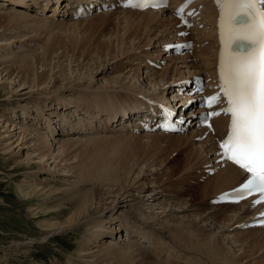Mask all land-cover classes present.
I'll return each instance as SVG.
<instances>
[{"label":"bare ground","instance_id":"obj_1","mask_svg":"<svg viewBox=\"0 0 264 264\" xmlns=\"http://www.w3.org/2000/svg\"><path fill=\"white\" fill-rule=\"evenodd\" d=\"M28 1L35 2V0H5L4 4H0V9L3 6L15 4L23 10L6 11L7 26H9L8 23L17 25L22 22L24 26H29L33 30H41L44 27L55 25L52 24L55 21L48 23L45 18L36 19L27 14L25 11L30 6L26 4ZM43 1L46 8L54 5L52 15L65 16L68 12L70 18L73 12L69 8L75 3L79 6L83 3V0ZM182 1L171 0V3L176 5ZM90 2L93 3L96 0H90ZM201 2L203 16L195 24L203 25L206 30L205 34L207 32L206 37H198L196 28L188 30L191 31V35L196 34V37L193 35L179 37L178 34L181 31L187 30L172 16L168 8L138 12L123 9L114 0H104V2L98 1L97 4L107 5L108 8L115 5L119 9L115 11L116 13L107 11V13H100L99 16L95 15L96 19L108 21L114 18V15L117 17L114 19L116 24H111V30L115 31L111 34V39L100 42L98 45L102 51L97 58L98 64H93V60L90 61L96 65L92 66V69L89 62L87 63L88 69L84 66L85 70L82 69L81 64L84 60L81 58L82 62L80 63L79 60L80 64L73 66L75 69H71L70 73H65L62 68L64 65L61 66L59 63L62 71L50 67L39 79L27 85L23 81V75H12L13 68H8L10 67L7 65L8 62L1 68V72H6L5 77L0 78V82L4 79L1 83L4 84L1 85L2 90L5 91V84L14 85L20 94L18 99H30L20 106L22 115L30 117L29 111L33 110L29 108H32L31 104H34L37 114L34 118H37L33 119L34 122L29 126L26 125L28 123L26 118L20 120L13 110L9 117L0 116V145H3L2 150L7 154L13 153L16 157L24 154V160L18 163L15 161L14 164L23 165L28 171L32 170V165H35L31 173L25 174L26 178L30 177L29 181L24 177L20 181L21 187H18L26 200L36 198L37 208H32V212L37 211L39 207L45 210L46 208L47 210L56 209L55 211L61 214L71 212L67 220L62 223L49 224L48 227L42 225L41 230L44 237L71 232L76 234L81 231V228L85 229L83 237L77 244L78 264H248L247 260L252 261L249 264H264V226L251 227V224L257 220L256 214L261 206L253 205L250 200L231 204H215L219 195L237 188L247 177L233 165L225 163L219 154L218 143L223 141L228 133L230 123L228 115L221 112L218 116H212L211 130L206 127H199L196 131L190 130L196 126L197 121L195 120L191 121L187 127L186 132L190 131L185 136L154 132L142 137L145 139L160 138L166 141L169 139L172 150L182 143L191 146V151L185 153L183 160L176 161V164L183 165L178 171L177 180L180 187L176 189L179 191H176L174 195L166 192L164 180L160 179V182L157 179L159 180L157 183L155 179H150L157 175V170L152 166L153 170L149 171L146 161L143 160L145 164L143 161L140 162L142 159L139 155L142 151L139 154L136 153L137 148L136 152L131 151L130 144H124L123 146L128 147L124 150L121 144L113 141H117L115 139L117 137H89V131L97 127L92 125L90 120L96 119V124L102 125L100 128H103L110 120H122L126 116L127 118L137 117L141 109L146 108V105L151 102L169 104L170 101L174 102L178 96H181L180 103L176 106L177 112H182L183 106H185L184 111H189L193 105L188 101L198 98L196 95L191 97L187 94L191 91L190 84L199 77L205 80L210 77L214 82L218 76L217 68L220 62L218 8L214 0H202ZM79 6L78 16L84 10L83 6ZM4 14L5 11L0 10V16ZM85 21L86 19L79 20L73 24ZM2 24L0 22V29L5 27ZM183 40L194 41L192 52L186 51L179 58L175 55L169 56L168 46ZM16 44L19 45L18 48L33 47L32 43L23 45L21 41L15 40L6 44L2 40L0 49H3L5 53L7 49L15 53L12 46ZM197 45H199L198 49ZM51 51L49 46L40 50L42 62L45 61L47 64L52 60L55 50ZM26 53L25 50L22 53L16 52L17 59L14 60L20 62L23 58L22 54ZM25 56L27 59L32 57ZM144 57L153 68L161 61L165 62L166 66L160 72L145 71L142 64ZM82 58L84 59V56ZM32 60L34 59L22 60L15 68L19 71L23 69L27 79L30 77V71L32 72L30 70L33 65ZM69 63L71 64H68V67L74 65L75 62L70 60ZM179 64H181L180 67L177 66ZM131 65L138 67L133 71H130L131 69L127 72L122 71V68ZM53 69L55 72L51 73ZM141 69L145 71V77ZM112 74L116 75L109 77ZM144 85L149 87L145 90ZM206 86L208 92L216 90L215 82L212 86L206 82ZM11 87L9 93L4 92L5 96L13 94ZM180 92L183 95H179ZM75 96L78 103L70 101L75 99ZM43 106L50 110L43 111ZM71 108L75 110L72 111V117L77 112L76 110L80 109L82 116L86 115V119L89 117L87 123L80 120V126L74 127L75 118L71 120L72 118L57 116V110L64 111ZM45 111L49 112L48 116L44 114ZM199 112L200 110L195 111L194 119H197ZM134 120L140 123L142 119L137 117ZM126 125L128 124H123L121 127ZM39 126L40 130L43 129L45 132L40 133ZM138 128V126L135 127V130ZM70 133L78 134V136L71 137ZM95 133L97 132L91 131V134ZM202 136H205V139L198 143L197 140ZM131 138L132 136L128 140L130 141ZM77 142L79 145L80 143L95 144L93 150L97 155L104 156L107 153L114 155L121 151L123 160L114 163L112 158H109L100 159L95 163L87 159L88 161H85L88 163L83 162L86 163L85 165L79 162L78 168L73 167L71 164L74 163H70L72 160L70 153L77 150L75 148L84 146V144L78 146ZM183 147L178 148L177 151L183 152ZM124 155H127L125 159ZM76 158L78 157H74L73 160ZM82 159L81 161H84ZM159 169H162V165ZM171 170L173 172V169ZM209 170H214V173L209 175L207 173ZM170 172H165L166 174L163 173L162 176L170 179L172 177H170L172 173ZM195 179H198L195 181L196 184L205 181L202 186L196 188L198 190L195 191L193 198L200 196L198 202L205 201L210 204L208 206H212L206 211L200 212L203 205L197 207L198 204L195 205L194 199L188 198L187 200L185 197L188 195L181 194V192L186 194V190L189 189L186 187L184 189L185 182ZM54 203L63 204L64 210H61L60 206H52L53 208L48 206ZM106 238L107 240L103 241ZM174 259L177 261L173 262ZM70 264L73 263L70 262Z\"/></svg>","mask_w":264,"mask_h":264},{"label":"rangeland","instance_id":"obj_2","mask_svg":"<svg viewBox=\"0 0 264 264\" xmlns=\"http://www.w3.org/2000/svg\"><path fill=\"white\" fill-rule=\"evenodd\" d=\"M4 1L5 0H0V4H2V3L4 4ZM52 1L54 2V0H52ZM96 3H97V1H96ZM26 4L30 5V6H28L29 9L27 11H25L27 14H29L30 16H32L36 19H44L45 18V21H48V23L51 21H55L52 23L55 25H52V26L46 27V28L44 27L41 30H33L29 26L28 27L24 26L22 24V22L18 23L17 25H12V24L8 23L9 26H7L6 22H8V20L5 19L6 15H7L6 11H11V10L12 11H23V10H22V7L15 5V4H9V5L6 4L8 6H3L2 7L3 10L2 9H0V10L5 11V14L0 16V22L3 23L2 25H5V27L6 26L7 27L6 28L2 27L0 29V41L3 40V42L6 44H8L10 42L12 43V41L14 42L15 40L21 41V44H23V45L26 43H29V44L32 43L31 46H33V47H31V48L30 47L27 48V46L25 49L24 48H18L19 45L16 44V45L12 46V49L15 53L16 52L18 53V51H20L22 53V51L25 50L27 53L22 54L23 58L20 59V62H22V60L25 61V60H30V58H32V59H34V60H32L34 66L33 65L31 66L30 70H32V72L30 71V77L27 79V75L24 73L23 69L20 71L15 69V68H17V65H20V62L18 60H14V59H17L16 58L17 56H15L17 54L9 52L8 49L6 50V53H5V52H3L4 51L3 49H0V74H1L0 78L5 77L6 72H1L2 71L1 68L4 67V64H6L7 62H8L7 65L10 66L8 68L9 69L13 68V70H11V72H13L12 75H14V76H17V75L22 76L23 75V81L27 85H30L31 81H36L37 79H39L45 71L50 69V67L51 68L54 67V69L58 68L56 70L60 71L61 68L59 66V63L61 66L64 65V67H62V68H64L65 73H70L71 69L72 70L75 69V67H73V66L78 64L79 60H80V63L82 62V60H84V62L86 64L85 65L84 62H82L83 63V64H81L82 69H84L85 67H86L85 69H88L87 68L88 62H89L88 64L90 65L91 69H92V66H94V67L96 66V65H93L94 63L98 64L97 58L100 56L99 53L102 52L100 50V48L98 47V45L100 42L101 43L106 42V41L111 39V37H112L111 34L113 32H115V31L111 30V28H112L111 24H116L114 19L117 16L114 15V18L111 19L112 21L111 20L108 21L106 19H96L95 17L99 16L100 13H107V11L116 13L115 11H118L119 7L114 5V6H111V8H108L107 10L101 11L100 13L96 12V13L91 14V15L86 16V17H77L74 19H68L67 16L65 17L62 14H58L59 18L56 20V18L51 16L52 14L50 13V10L49 11L45 10L46 12L45 11L43 12V10H42L43 7L46 9L45 2L43 0H35L34 3L32 1H28ZM33 15H35V16H33ZM85 19H86V21L83 23L73 24L79 20H85ZM38 21L41 22V20H38ZM161 27L162 26H160V28ZM195 27H197V26H195ZM2 29H3V31H2ZM17 29H18V31H17ZM196 29H197L198 37H206L207 36V32L205 34L206 30L203 29L202 26H200ZM3 33H5V34H3ZM13 33H14V35H13ZM114 35H115V33H114ZM85 36H87V37H85ZM193 36L196 37V34H194ZM182 37H185V36H182ZM53 43H55V44H53ZM48 46L51 48V50H52L51 52H53V50H55V52H53L54 53L53 57L56 56V58L52 57L51 58L52 60L46 64L45 61L42 62V55H40V50L43 47H48ZM198 48L199 47H197V49ZM105 54H106V52L104 53L103 56H105ZM25 55L32 56V57H29V59H27V57ZM86 55L87 56L89 55V57H87ZM168 55L169 56L175 55L176 57L179 58V57H182L184 55V53L176 54L173 52V50H170ZM83 56H84V59L82 58ZM146 57H144L142 59L143 60L142 64L144 65L143 67L145 68V71L149 70V72H151L153 70L154 72H160L166 66L165 62L161 61V62H158L156 64L155 68H153L150 66V64H149L150 62L149 63L146 62V60H145ZM1 58L3 59L2 62H1ZM90 58H92V59H90ZM57 59H59V61ZM68 60L69 61L72 60V62L74 60V62H75V63H73L74 65L68 67V64H71V63H69ZM91 60H93L92 61L93 64H92V62H90ZM11 61H13L14 63H12ZM61 61H62V63H61ZM147 61H149V60H147ZM54 64H56L57 66L56 65L53 66ZM180 65L181 64H179L177 66L180 67ZM83 66H84V68H83ZM137 67H138L137 65H131L129 67L126 66V68H124V69L122 68V71L124 70V72H127V70L129 71L130 69H131L130 71H133V69L136 70ZM66 68H67V70H66ZM54 69L51 70V73L55 72ZM6 70H7V67H6ZM141 71H142V75L145 77V74H144L145 71L143 69H141ZM66 75L68 76V74H66ZM114 75H116V74H112L109 77L112 78V77H114ZM3 81H4V79H2L0 82V116H3V117L8 116L9 117L11 111L13 110L16 112V116L19 117L20 120L26 118V120L28 121V123H26V125H29V126L32 125V123L34 122L32 120L37 118V117L34 118V116H37V114L35 112L36 111L35 105L31 104V106H33V107L29 108V109L33 110L31 112L29 111L30 117L23 116L22 113L20 112V106H22L25 102H28L30 99L29 100H23L21 98L18 99L20 94L17 92L18 90L14 88V85L12 86L10 84L9 85L5 84V91H3L2 90L3 87L1 86V85H4V84H1ZM180 81H182V80H180ZM180 81H178V82H180ZM7 83H8V81H7ZM85 83H87V82H85ZM10 87H11V92H13V94L11 96L8 95V97H7L4 95V92L9 93ZM144 87H146L145 88V90H146L149 86L144 85ZM12 88H13V90H12ZM66 95H68V94H66ZM68 98H69V96H68ZM72 100L75 101L76 103L79 102L77 100L76 96H75V99H71L70 101H72ZM178 103H180V101ZM84 104H85V102H84ZM45 109L50 110V109H47L43 106L42 110L44 111ZM25 110L27 111L28 109H25ZM72 111H75V110L71 108L68 110L60 111V109H59V110H57V116L58 117L72 118L71 120H73L75 118L76 121L73 122L74 127L80 126V120L87 123L89 117H88V119H86L87 118L86 115L82 116V111L80 109L76 110L77 112H75V114H73L74 117H72ZM45 112L46 113H44V114L46 116H48L49 112L48 111H45ZM92 121H93V124H96V119H94V120L92 119L89 122L92 123ZM109 123H112V121L110 120ZM132 125H133V123H132ZM96 126L97 127L96 128L94 127V130L97 133L91 134V131H93V129H92L89 131L90 136L89 135H87V136H89V137L99 136L100 138L101 137H111V138L117 137L115 139L118 142L113 140L115 143L121 144L122 146L124 144H126V145L130 144L129 145L131 147L130 150L131 151L134 150V152L137 151L136 152L137 154H139L142 151L141 155H139V157H141V159H142L140 162H142L143 160L146 161V164H147V167L149 168V171L153 170L152 166L155 168V170H157L156 171L157 175H155L154 177H150V179H153V180L155 179V182L158 181L157 183H159L160 179L162 181L164 180V184H165L164 188L166 189V192H168V194H170V195H174L176 193V191H179V190H177L178 187H180L178 184V180H177L178 174H179L178 171H180L181 166L183 164H181V163H179L181 165L176 164L177 163L176 161L181 162L184 158L185 153H187V151L188 152L191 151V149H192L191 146L183 145V143H182V144H179V147H177L175 150H172L173 147L170 148L171 140H169V139H167V141H166V139H160V138H158V139L157 138L145 139V138H142L144 136L143 134L138 133L135 135H131L128 132H126L127 136H122L123 134H120V133H114V135L108 134V133L103 134V133L97 131V129L102 125L98 126L96 124ZM103 128H105V127H103ZM103 128L101 127V130ZM38 129H39L38 131L40 133L45 132L43 129L40 130V126L38 127ZM197 129H198V127L195 126V127L191 128L190 130L196 131ZM189 131H187L183 134H180V135L185 136L188 134ZM70 134H71V137H74L76 135L78 136V134H75V133H70ZM84 134H86V133H84ZM128 135H129V137H128ZM130 136H132L131 140L133 139L132 140L133 142L131 140L130 141L128 140V139H130ZM122 137H124V138H122ZM127 137H128V139H127ZM118 138H120V139H118ZM82 139H84V138H82ZM123 139L124 140L127 139V140L124 141ZM204 139H205V136H202L197 141L199 143ZM198 143H196V144H198ZM77 144H78V146L84 144V146L77 147V148H75L77 150H74L72 154L70 153L69 156H70V158H72V160H70V163H74V164H71V166H73V167L78 168L79 167L78 163L79 162H82V163L86 162L85 160H87V159H89L90 162L92 161L95 163L97 161H99L100 159H109V158H112L114 163L120 162L121 160H123V155H122L121 151H119V153L114 154V155H112L111 153H107L106 155L103 156V155L95 154V152L93 150L95 144L87 143V145H85V143H82V144L80 143V145H79L78 142H77ZM182 146H184L183 147L184 151L179 153V151H177V150H179ZM2 147H3V145H0V264H70V262L73 264H78V259L76 257V254H77L76 250L78 248L77 244H78V242H80L81 237H83V232H85V229L81 228V231L79 230L80 232L79 233L76 232V234H74V232L73 233L71 232V233H63V234H59V235H55V236H51V237H44L42 235L43 233L41 230L42 225L48 227L49 224H55L58 222L62 223L63 221L67 220V218L71 215V212H66V213L61 214L58 211H55L56 209L55 210H47V208H46V210H45V209H42L40 207L37 209V211L32 212V210H31L32 208L33 209L37 208V206H35V204L37 203L36 198H32L31 200H26V198H24L22 196L23 194L19 190L18 187L19 186L21 187L22 184L20 181L25 177V174L31 173L33 168L35 167V165H32L31 166L32 170H29V171L23 165H20V166L16 165V163H18L19 161L24 160V154L22 156L16 157L15 155H13V153L12 154L5 153L2 150ZM142 147H143V149H142ZM122 148L124 150H127L128 147L123 146ZM136 148H137V150H136ZM159 149H161V150H159ZM15 151L16 150H14V152ZM160 151H161V153H160ZM175 151H177V152H175ZM76 156L78 158H76V160H73V158ZM126 157H127V155L124 157V159ZM81 158H83L82 160H84V161H81ZM94 159H96V160H94ZM15 161H16V163L14 164ZM76 161H78V162H76ZM144 161H143V163H144ZM86 163H88V162H86ZM86 163H83V164L85 165ZM83 164H81V165H83ZM161 165H162V169L160 170L159 168H161ZM171 169H173V172ZM169 171L172 172V173L170 172L171 173L170 177L172 176L170 179H167V177L162 176L163 173H165V172L169 173ZM215 173H216V171H215ZM29 179H30V177H29ZM29 179L26 178L27 181H29ZM157 179H159V180H157ZM161 180H160V182H161ZM197 180L195 179L194 181H189V182L186 181L185 182L184 189H185V187L189 188L188 190H186L187 192L185 191L186 194H184V192L183 193L181 192V194H183V195H188L185 197V199H187V200H188V198L194 199L193 195L195 194V191L198 190L196 188L202 186V184L205 183V181H203V182L196 184L195 181H197ZM51 184H52V186H54L53 183H51ZM56 186L59 187V185H56ZM200 198H201L200 196H197V198L194 199V203H196L195 205L198 204L197 207H201L202 205L204 206L203 209L200 208V209H202V210H200V212L206 211L208 209V207H212V206H208L210 204L206 203L205 201H202V202L199 201L198 202V199H200ZM203 202H204V204H203ZM56 203L48 205V206L51 208H53L52 206H57V207L60 206V207H62L61 210H64L63 204L58 205ZM156 211H158V210H156ZM124 239H125V236L123 234V240ZM134 239L136 240V238H134ZM106 240H107V238L104 239L103 241H106ZM149 250H151V249L149 248ZM136 255L138 257V254H136ZM172 261L176 262L177 260L175 261V259H174ZM247 262L251 263L252 261L247 260Z\"/></svg>","mask_w":264,"mask_h":264},{"label":"snow or ice","instance_id":"obj_3","mask_svg":"<svg viewBox=\"0 0 264 264\" xmlns=\"http://www.w3.org/2000/svg\"><path fill=\"white\" fill-rule=\"evenodd\" d=\"M150 2L157 6L154 0H127L125 6L144 8ZM216 3L223 46L220 93L226 100L221 111L230 117L228 134L219 147L224 157L248 174L234 192L235 202L259 194L253 201L259 205L264 203V0ZM220 98V94L211 96L206 104L211 107ZM220 114L214 111L209 116Z\"/></svg>","mask_w":264,"mask_h":264}]
</instances>
